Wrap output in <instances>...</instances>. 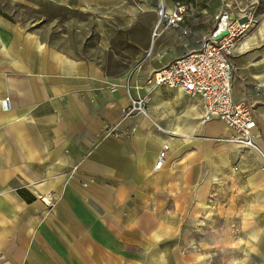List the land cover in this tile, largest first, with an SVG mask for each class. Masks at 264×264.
Returning a JSON list of instances; mask_svg holds the SVG:
<instances>
[{"label": "crops", "instance_id": "crops-1", "mask_svg": "<svg viewBox=\"0 0 264 264\" xmlns=\"http://www.w3.org/2000/svg\"><path fill=\"white\" fill-rule=\"evenodd\" d=\"M108 1L111 0H78L76 6L89 9L92 5H113ZM115 1L122 0H112ZM160 2L167 15L177 5L186 6L183 22L175 29L166 26L165 20L156 27L157 19H152L144 27L142 46L132 37L130 47L143 48L150 44L156 50L153 62L136 69L132 59L123 75H110L103 65L92 60L66 56L30 33L23 40L0 39V63L4 66V72L0 73V100L8 97L10 101L8 111L0 109V251L3 253L0 252V257H5L2 264H12L14 256L20 255L10 246L9 237L16 227V218L35 207L34 198L16 197L26 186H31L40 198L48 193L58 195L55 208L61 224L69 226L70 232H85L82 244L77 243L85 260L91 256L92 247L87 226L110 224L112 221L108 219H115L119 213L126 220L119 217L114 224H151L146 233L153 249L145 264H164L158 246L169 235L171 226L154 223V210H164L171 202L168 185L174 179L170 176L173 160L183 143L181 137L188 135H174L170 128L178 123L183 128L193 127L192 133H214L220 124L218 120L201 122L197 98L176 89L145 86V78L148 72L196 47L198 38L185 36L182 30L195 34L208 32L219 3L218 0H150L141 9L155 13ZM190 11L193 17L189 18ZM259 25L252 34H247L248 41L243 47L239 44L236 47L232 59V98L245 100L252 106L263 136L259 144H264V79L259 73L264 53L261 60H255V53L237 57L264 40ZM15 30L21 32L16 27ZM51 51L63 54L65 62L58 64ZM129 95L146 99L147 117L139 115L124 121L122 136L104 132L105 126L121 120ZM154 124L162 132L156 131ZM126 128L135 130L128 136L130 132ZM168 139H171L169 144ZM164 143L169 146L168 152L162 166L155 168ZM229 148L235 158V150L252 153L230 144ZM228 155L227 152L218 160L231 169ZM240 156V163L251 166L250 169L259 161L254 152L250 160ZM260 164L261 161L259 168ZM250 184L256 185L254 181ZM251 207L263 210L259 203ZM95 210L99 218L94 215ZM115 233L106 230L99 239L109 240L103 247L108 249L109 257L120 258L119 250L127 242L117 241ZM155 235H160L156 242ZM101 263L107 264L105 259Z\"/></svg>", "mask_w": 264, "mask_h": 264}, {"label": "rangeland", "instance_id": "rangeland-1", "mask_svg": "<svg viewBox=\"0 0 264 264\" xmlns=\"http://www.w3.org/2000/svg\"><path fill=\"white\" fill-rule=\"evenodd\" d=\"M77 2L0 0V39L23 40L30 33L66 56L103 65L107 73L115 76L125 74L130 61L136 62V69L153 62L155 48L150 44L139 47L144 27L152 19H158L156 12L142 11V4L150 0H111L107 3L113 5H92L89 9L76 6ZM218 3L229 13L244 14L251 21L249 35L264 20V0H218ZM132 37L139 42L138 47H130ZM254 47L237 57L255 53V60H261L264 40ZM260 62L259 73L264 79V60ZM3 68L0 63V73L4 72ZM218 122L220 128L214 133L201 131L181 137L183 143L170 175L174 179L168 185L171 202L164 210H154V223L171 226L169 235L158 246L164 264H264V174L258 165L262 159L257 154L259 161L250 169L251 166L240 163V155L250 160L253 152L235 150L237 158L232 157L229 148L232 134ZM124 130L130 132L128 136L133 134L131 128ZM260 148L264 153V144ZM227 152L231 169L218 160ZM251 181L256 185H251ZM22 189L21 197L14 195L25 200L34 198L36 202L32 211L16 218L9 239L10 246L20 255L14 256L12 264H102L104 259L107 264L146 263L153 249L146 233L151 224H114L119 217L126 220L118 213L115 219H108L112 221L110 224L87 226L92 247L91 256L85 260L77 247L85 232L73 233L69 226L61 224L55 208L58 195L48 193L50 199L43 201L44 197H37L31 186ZM254 203L261 204L263 210L252 209ZM93 213L99 218L97 210ZM106 230L116 231L117 241L127 242L119 250L120 258L109 257L108 249L103 248L109 240H100L99 236ZM128 230L131 232L127 233ZM2 259L5 257H0V264Z\"/></svg>", "mask_w": 264, "mask_h": 264}, {"label": "built area", "instance_id": "built-area-1", "mask_svg": "<svg viewBox=\"0 0 264 264\" xmlns=\"http://www.w3.org/2000/svg\"><path fill=\"white\" fill-rule=\"evenodd\" d=\"M186 10V6L177 5L175 10L167 15L160 3L156 10V27L162 25L165 20L166 26L179 28ZM188 15L189 18L193 17V12L190 11ZM222 21L225 22L223 31ZM251 25V21L244 14H231L220 6L212 18V27L208 32L195 34L190 30H182L183 35L198 38L196 47L148 72L144 84L148 87L176 89L197 98L201 122L221 121L231 131L232 142L239 149L256 151L260 155L262 162L259 170L264 174V153L259 144L263 136L252 106L245 100L235 101L232 98V59L239 41L252 29ZM223 32L225 35L220 36ZM217 36L220 37L216 38ZM137 69H140V66ZM111 88L114 89L115 85H111ZM0 107L3 110L10 108L8 97L0 100ZM139 115H147L146 99L129 95L128 103L122 109L121 120L105 126L104 132L122 136L125 132L122 131L121 124ZM154 127L156 131L162 132L157 124H154ZM134 130L131 128V132ZM168 149V144H162L155 168L162 166Z\"/></svg>", "mask_w": 264, "mask_h": 264}, {"label": "bare ground", "instance_id": "bare-ground-1", "mask_svg": "<svg viewBox=\"0 0 264 264\" xmlns=\"http://www.w3.org/2000/svg\"><path fill=\"white\" fill-rule=\"evenodd\" d=\"M106 2V1H105ZM104 2V3H105ZM102 4V3H101ZM219 22V21H218ZM259 29L261 32H264V20L260 23L259 25ZM248 41V35L244 36V38H242L240 41H239V47H243L245 45V41ZM39 49V47H37ZM54 58L56 59L57 63L60 64L61 62H65L66 60V57L63 55V54H60L58 52H54L53 55ZM68 62V61H67ZM1 109V108H0ZM10 109V108H9ZM8 109V110H9ZM2 111H8V110H3L1 109ZM145 117H147V115H145ZM199 121V120H198ZM197 121V124H199V122ZM170 131L173 132L174 135H180V134H189V133H192L193 132V127H186V128H183L181 127L178 123L174 126V127H171L170 128ZM173 139V138H172ZM171 141V139H168L167 140V143L169 144ZM230 146H232L233 148H237V146L231 141L230 143ZM177 149V148H176ZM177 152V151H175ZM251 152H254L256 154H258L256 151H251ZM49 199V197H44L43 201H47ZM169 231V230H168ZM164 233V232H163ZM162 233V234H163ZM166 233V232H165ZM156 234V233H155ZM166 235V234H164ZM168 235V234H167ZM159 236L160 235H155V239H154V242H156L158 239H159ZM162 236V235H161ZM162 238V237H161ZM252 238H256V235L255 233H252Z\"/></svg>", "mask_w": 264, "mask_h": 264}, {"label": "water", "instance_id": "water-1", "mask_svg": "<svg viewBox=\"0 0 264 264\" xmlns=\"http://www.w3.org/2000/svg\"><path fill=\"white\" fill-rule=\"evenodd\" d=\"M224 25H225V22L222 21V30H221V31H223V29H224ZM222 35H225V32L221 33L220 36H222ZM220 36H217L216 38H219Z\"/></svg>", "mask_w": 264, "mask_h": 264}, {"label": "trees", "instance_id": "trees-1", "mask_svg": "<svg viewBox=\"0 0 264 264\" xmlns=\"http://www.w3.org/2000/svg\"><path fill=\"white\" fill-rule=\"evenodd\" d=\"M21 193V192H20Z\"/></svg>", "mask_w": 264, "mask_h": 264}]
</instances>
